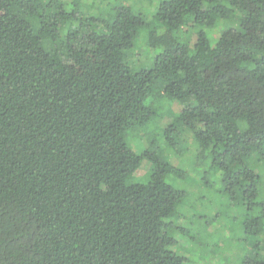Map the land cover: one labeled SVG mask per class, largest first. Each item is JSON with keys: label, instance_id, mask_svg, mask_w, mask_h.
<instances>
[{"label": "trees", "instance_id": "trees-1", "mask_svg": "<svg viewBox=\"0 0 264 264\" xmlns=\"http://www.w3.org/2000/svg\"><path fill=\"white\" fill-rule=\"evenodd\" d=\"M82 1L0 0V264H189L175 235L189 236L190 192L168 181L187 173L126 141L161 102L185 104L161 135L177 154L192 137L199 195L214 172L260 236L264 0H158L147 21L124 2L85 16ZM259 245L238 263L264 264Z\"/></svg>", "mask_w": 264, "mask_h": 264}, {"label": "rangeland", "instance_id": "rangeland-1", "mask_svg": "<svg viewBox=\"0 0 264 264\" xmlns=\"http://www.w3.org/2000/svg\"><path fill=\"white\" fill-rule=\"evenodd\" d=\"M67 1L71 2L72 0ZM121 2L132 7L135 12L140 13L145 21L148 20L150 13L155 10L159 3L158 0H84L81 2V10H83L82 12L85 16L97 15L102 11L106 14L112 7L109 6L104 11V6ZM231 26H235L234 21L221 23L214 29H206V31L210 39H214ZM138 56L143 57L137 67H147L150 60L146 56H151V54L149 52L146 53L145 49L140 46ZM184 106L185 104L180 102L166 103L165 107L163 102L157 103L154 107V118L148 125L143 129L137 128L138 130L136 129L134 134L129 131L126 136V141L135 152L140 153L153 147L162 159L187 173L186 178L182 181H174L172 178L168 180L171 185L179 186L190 192L186 199L190 203L182 205L181 212L178 210L181 218L176 220L177 226L186 229L190 226L191 228L189 229V236L178 233L175 235L178 244L182 247L181 255L188 259L189 264H239V258L246 255L248 248L252 247L251 244L259 240V251H256L257 256H254L258 260H264V225L260 236L250 237L243 234L242 223L246 221L247 213L239 203L240 207H235V204L229 201V205L222 199L221 191H218L219 184H216L217 180L214 172L208 171L207 174L211 187L204 188L203 193L199 195L198 190L201 188V179L205 175L204 173L207 171L208 166L206 163L196 164L194 156L197 150L192 137L187 136L183 139L185 144H183L181 149L183 150L185 145L188 149L183 154L174 153L172 149L165 147V142L161 135V127H164L165 123H168L170 118L178 114ZM164 111V119L158 122ZM145 163L147 162H143V164ZM248 163L262 177L260 187L264 198V158L255 157ZM139 180L144 182L146 179L139 178ZM227 205L228 207H226ZM192 215L195 217L191 221ZM220 248L223 250L222 254H219Z\"/></svg>", "mask_w": 264, "mask_h": 264}]
</instances>
